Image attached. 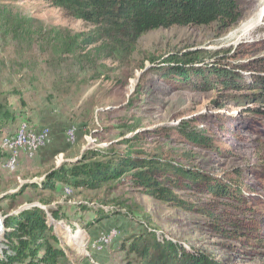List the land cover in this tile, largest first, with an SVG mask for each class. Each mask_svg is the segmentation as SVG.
<instances>
[{"label":"rangeland","instance_id":"374dc122","mask_svg":"<svg viewBox=\"0 0 264 264\" xmlns=\"http://www.w3.org/2000/svg\"><path fill=\"white\" fill-rule=\"evenodd\" d=\"M239 3L243 17L227 29L175 25L124 48L84 47L97 26L51 0H0V210L45 208L63 251L58 264H129L124 241L149 228L222 264H264V114L246 99L264 57V0ZM225 76L228 87L218 82ZM24 121L49 127L51 140L33 157L20 152L11 169L2 143ZM89 149L162 158L213 179L174 189L193 209L156 199L128 175L96 189L30 185ZM215 180L243 201L209 192Z\"/></svg>","mask_w":264,"mask_h":264},{"label":"trees","instance_id":"16d2710c","mask_svg":"<svg viewBox=\"0 0 264 264\" xmlns=\"http://www.w3.org/2000/svg\"><path fill=\"white\" fill-rule=\"evenodd\" d=\"M51 2L75 18L97 26V30L90 34L93 36L81 40L84 47L100 41L105 45L110 41L126 48L135 44L149 31L175 25L201 26L216 22L222 29H227L243 17L239 0H51ZM96 47L100 49L102 46ZM201 53L203 51L197 49L190 55L198 57ZM255 62L258 77L246 99L258 104L249 110L264 114V57L256 59ZM171 69L178 71L181 67ZM218 82L228 87L234 81L225 76ZM241 85L243 84L240 83L236 89H242ZM4 113L0 105V117ZM187 136L191 141L205 142L206 139L205 136L200 137L198 132H190ZM125 175H128L136 186L149 190L156 199L185 209H193L194 206L183 200L174 189L184 187L183 180L202 185L205 180L213 179L201 170L187 168L180 163L162 158H141L130 153L112 156L103 154L100 149H89L77 160L51 168L45 178L33 181L30 185L52 190L57 187L58 182H62L75 187L96 189L106 182L122 179ZM207 189L214 195L226 196L240 203L243 201L241 192L217 180L214 184H209ZM49 211L54 218L58 217V209L51 208ZM49 223L48 212L40 205L8 214L5 218V228L10 230L5 233L4 229L0 235V242L3 240V244L7 246L4 249V258L0 255V264H58L63 251L57 245L58 237L52 233ZM126 241L122 247L126 251L129 264L133 261L135 264H222L201 251H192L177 241L163 239L152 228L132 236L127 246Z\"/></svg>","mask_w":264,"mask_h":264},{"label":"bare ground","instance_id":"6f19581e","mask_svg":"<svg viewBox=\"0 0 264 264\" xmlns=\"http://www.w3.org/2000/svg\"><path fill=\"white\" fill-rule=\"evenodd\" d=\"M31 125L27 121L22 122L21 125L19 126L17 133H15L14 135H7L4 137V140L2 143L3 147L5 148V142L9 138V141H15V146H17L18 148H22L23 151H25L30 157H33L34 155H36L39 151V148H42L41 139H50L51 133L49 132V130H45L44 128L37 129V128L32 127ZM72 129H74L75 131V128H72ZM72 136H73V133H71V137ZM35 137L40 138V139H34V145H32L31 138H35ZM19 153L20 152H17V155L15 156V166L8 167V168L14 169L16 167V164L18 163L17 157L19 156ZM3 232H4V229L1 230L0 235Z\"/></svg>","mask_w":264,"mask_h":264},{"label":"built area","instance_id":"2783aa9c","mask_svg":"<svg viewBox=\"0 0 264 264\" xmlns=\"http://www.w3.org/2000/svg\"><path fill=\"white\" fill-rule=\"evenodd\" d=\"M45 130H49V127H44ZM68 135H71V133H74V129H69L68 130ZM34 139H40V138H31L32 141V145H34ZM42 140V148L44 146L47 145V143L50 142V139H41ZM42 148H39V150H41ZM5 149L10 151V159L7 161V163L5 164V166L7 167H14L15 166V156L17 155V152H22L23 149L22 148H18L17 146H15V141H9V138L7 139V141L5 142Z\"/></svg>","mask_w":264,"mask_h":264},{"label":"water","instance_id":"95a60500","mask_svg":"<svg viewBox=\"0 0 264 264\" xmlns=\"http://www.w3.org/2000/svg\"><path fill=\"white\" fill-rule=\"evenodd\" d=\"M5 218L6 216L3 215L0 210V233H1V230L6 229L5 228Z\"/></svg>","mask_w":264,"mask_h":264}]
</instances>
